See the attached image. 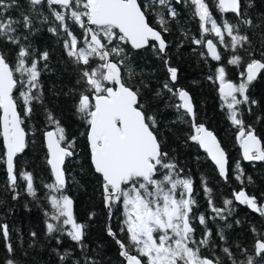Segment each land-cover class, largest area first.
<instances>
[{"label":"snow or ice","instance_id":"snow-or-ice-1","mask_svg":"<svg viewBox=\"0 0 264 264\" xmlns=\"http://www.w3.org/2000/svg\"><path fill=\"white\" fill-rule=\"evenodd\" d=\"M180 3L181 0H176ZM191 6L192 15L198 19L200 36L191 37L192 43L202 46L206 52L201 56L220 62L221 50L231 49L229 65L239 67L244 57L239 49H248L252 41L242 27L259 28L264 25V18L255 24L250 15L242 10L241 0H213L219 13L234 14L236 22L224 19L218 22L208 0H183ZM28 8L19 12V18L10 14V10L21 8L20 0H0V40L14 45L18 51L11 61L8 53L0 48V137L5 149L0 162L6 164L7 187L14 193L13 199L19 197L18 175L15 158L28 147V135L25 120L33 113L34 103L44 106V89L40 81L41 72L47 70L49 52L36 55L31 45L26 43L29 33L38 31L36 21L48 24V31L54 35L63 34V47L66 55L78 68L77 85L72 92L77 96L76 113L85 126L80 135L85 136L89 149L91 164L95 173L101 178V187L105 206L112 209L117 204L123 206V223L120 232H127L128 243L117 238L111 225L107 231L116 239L120 247V256L125 264H224L219 256L209 257L202 254L212 237L203 214L193 215L197 202L193 197V181L182 175L183 169L169 158L162 148L163 140L158 135L157 118L150 114L151 109L145 102L143 89L149 86L143 81L133 85L122 69L126 68L127 54L125 47L133 49L151 47L166 56L168 42L164 34L170 31V22L175 21L179 13L172 5V0H27ZM46 6L48 14H44ZM247 8L254 7V0H247ZM154 14L155 23L150 22L149 15ZM73 26L82 30V35L73 32ZM182 34L186 37L187 32ZM264 35V34H262ZM212 36L213 38H207ZM226 37L229 38L226 41ZM215 40V42H214ZM23 41V42H22ZM123 45V46H122ZM248 46V48H246ZM264 56V53H261ZM97 60L95 66L90 61ZM41 62L43 68L40 67ZM168 80L155 91L156 97L169 93L178 101L172 105L191 123L193 134L189 139L202 147L217 167L222 178L228 179V157L216 135L204 123H197V114L190 93L173 85L178 78V69L164 59ZM262 71L264 59L251 58L240 73V81L227 78L226 68L220 64L208 79L219 83L222 107L227 109L228 119L238 128L243 159L247 161H264V141L255 135L250 125L245 126L242 105L258 104L248 95V87ZM18 92V96L14 93ZM22 105V113L18 110ZM46 129L43 132L47 149L46 162L50 166L52 182L44 184L48 190L46 199L50 210H46V233L67 235L77 245L84 248L86 225L78 222L74 213V201L66 194L68 176L65 171L66 160L77 154L76 137L69 138L60 120L46 106ZM237 176L241 184L243 169L236 164ZM19 179L26 182L25 191L32 197L37 196L34 176L30 171H21ZM75 178L73 177V180ZM251 182V177H248ZM209 207L216 217L226 219L234 210L233 200L264 216V203H258L254 195H249L244 188L233 193V199L224 200L225 207H216L212 200V189L204 182ZM94 215V214H93ZM215 217H213L214 219ZM205 226L202 238L197 240L193 221ZM3 237L9 239V226L0 224ZM257 239L254 255H247L242 249L244 260H237L230 247L222 249L231 264H260L264 261V233L252 229ZM33 237L36 233H31ZM221 239H224L221 232ZM59 242V241H58ZM9 253L13 246L6 244ZM71 253L65 251L60 255L63 261ZM259 257V260H257ZM6 264H15L13 259ZM80 264V261H75ZM85 264H96L95 260L85 258Z\"/></svg>","mask_w":264,"mask_h":264},{"label":"trees","instance_id":"trees-1","mask_svg":"<svg viewBox=\"0 0 264 264\" xmlns=\"http://www.w3.org/2000/svg\"><path fill=\"white\" fill-rule=\"evenodd\" d=\"M208 2L218 22L224 19L232 23L236 22L234 14H221L215 9L213 0ZM20 4L21 8L10 10V14L15 18H19L21 10L28 8L27 0H20ZM246 4L247 0H241L242 10L252 17L255 24H259L264 18V0H254L252 8H247ZM172 5L179 15L175 21L170 22V31L164 34L168 42L166 56H161L151 47L135 50L130 45L124 46L127 60L126 68L122 71L126 78L128 72H131L129 80L131 84L139 86L143 81L149 86L143 89L145 102L151 109L150 114L157 118L158 135L163 140L162 148L168 152L169 158L184 170L182 175L190 177L193 181L192 195L197 202L193 208V215L203 214L206 217L207 228L212 231L210 244L207 248H202V254L209 257L219 256L224 264H231L222 249L230 247L237 260L245 259L242 249L248 250L247 255H254L253 246L257 236L252 229L264 233V216L254 213L247 205L238 204L233 200L232 213L230 215L225 213L227 218L223 220L216 217L209 207L204 192V182L206 181L208 187L212 189L211 196L216 207H225L224 200L233 199V193L241 188H244L249 195H254L258 203H264V161L246 163L243 160L237 142L238 128L228 119L227 109L222 107L218 81L215 77L210 81L208 76H214L216 68L223 64L227 78L238 83L241 79L240 73L244 71L245 64L251 58L264 59L261 55L264 53V35H262L264 25L259 28L242 27V31L246 32L252 41L248 50L253 52V56L249 57L248 51L239 49L238 54L244 57V61L237 67L227 63L233 53L231 49L225 50L221 45H218L222 53L220 62L212 60L210 56L202 57L201 52H206V49L192 43L191 40L193 36L196 38L200 36L199 21L193 17L191 6L185 4L183 0L180 3L172 0ZM43 11L45 15L48 14L46 6ZM149 19L153 26L158 27L154 14H150ZM49 26L41 24L37 19L35 27L38 31L29 33L21 29L23 35L28 36L26 43L31 45L36 55L48 51L49 59L46 62L47 70L42 71L40 76L44 89V106L34 103L33 113L25 120L24 125L29 133L28 147L16 158L17 190L20 192L16 199H13L14 193L7 187L6 164L0 162V224L9 226L7 241L0 230V262L6 264V260L13 259L15 264H75V261L79 260L80 264H85L87 257L89 260H95L96 264H125L124 258L120 256V247L116 239L107 231L108 226L111 225L112 230L117 233V238L128 243L127 232L119 231L124 219L123 206L117 204L112 209V216L109 219L101 178L95 173L91 164L86 137L80 135L85 131V126L76 113L77 96L72 92L74 88L83 87L76 84L78 68L65 53L63 47L65 36L49 32ZM72 30L77 36L82 35V30L78 26H73ZM182 30L188 33L187 37L182 34ZM228 39L226 37V41ZM0 48L8 53L11 61L15 60L18 51L16 46L0 40ZM164 59H168L171 66L178 69V78L173 86L183 88L191 94L197 123H204L214 132L226 150L229 158L227 180L219 175L200 146L189 139L193 129L188 117H185L184 121L179 119L181 113L172 106L178 102L176 98L166 91L162 97L155 96V91L168 80ZM97 62V60L90 61L92 66ZM43 63L45 62H41V68ZM14 95L18 96V92ZM248 95L258 101V104L251 105V111L248 110L249 105L241 106L245 126L250 125L255 134L264 141V71L251 82ZM45 106L60 120L68 137L77 139V154L65 163L68 176L66 194L74 201L77 221L86 225L83 249L67 235L57 233L49 236L46 233L44 213L50 210V204L46 199L48 190L44 184L52 182L53 177L46 162L47 149L43 136L47 124ZM18 109L23 115L22 105L19 102ZM4 152L0 137V157H3ZM237 162L243 169L241 177L243 184L236 178ZM25 170L33 173L37 188L35 198L27 194L24 190L26 182L19 179V173ZM248 177H251V182ZM192 226L196 229L195 236L199 240L204 235L205 226L199 224L198 220L193 221ZM33 232L36 233L35 237L31 235ZM221 232L224 239H221ZM9 242L14 249L12 253H9L6 247ZM65 251L70 252L71 255L62 261L60 255ZM260 264H264V261Z\"/></svg>","mask_w":264,"mask_h":264},{"label":"water","instance_id":"water-1","mask_svg":"<svg viewBox=\"0 0 264 264\" xmlns=\"http://www.w3.org/2000/svg\"><path fill=\"white\" fill-rule=\"evenodd\" d=\"M143 49H145V48H143ZM135 50H142V49H135ZM261 74V73H260ZM260 74H258V76H257V78L259 77V75ZM256 78V79H257ZM255 79V80H256ZM191 95V94H190ZM192 97V96H191ZM193 100V99H192ZM194 103V102H193ZM19 110V109H18ZM209 129V128H208ZM210 130V129H209ZM214 133V132H213ZM215 134V133H214ZM216 135V134H215ZM256 135V134H255ZM217 137V136H216ZM238 137V136H237ZM259 137V136H258ZM217 139L219 140V138L217 137ZM220 141V140H219ZM237 142H238V144H239V146H240V143H239V140L237 139ZM221 143V142H220ZM221 146H222V144H221ZM223 147V146H222ZM201 148V150L203 151V152H205L206 153V151L202 148V147H200ZM224 148V147H223ZM240 148H241V156H242V158H243V149H242V147L240 146ZM225 150V149H224ZM225 152H226V150H225ZM227 153V152H226ZM207 154V153H206ZM20 155V154H19ZM208 156V155H207ZM227 157H228V154H227ZM17 158V157H16ZM16 158H15V165H16ZM208 158L210 159V157L208 156ZM246 163H259V162H262V161H247V160H245V159H243ZM210 161H211V159H210ZM212 162V161H211ZM66 163V162H65ZM213 163V165L216 167V165L214 164V162H212ZM228 167H229V158H228ZM216 169H217V167H216ZM218 171V170H217ZM219 173V172H218ZM220 175V174H219ZM224 179V178H223ZM225 180V179H224ZM237 202V201H236ZM238 204H240L239 202H237ZM107 210H109L108 208H107ZM252 210V209H251ZM254 213H257V212H255L254 210H252ZM0 264H1V262H0ZM146 264V263H145Z\"/></svg>","mask_w":264,"mask_h":264},{"label":"flooded vegetation","instance_id":"flooded-vegetation-1","mask_svg":"<svg viewBox=\"0 0 264 264\" xmlns=\"http://www.w3.org/2000/svg\"><path fill=\"white\" fill-rule=\"evenodd\" d=\"M144 260H146V258H144Z\"/></svg>","mask_w":264,"mask_h":264}]
</instances>
